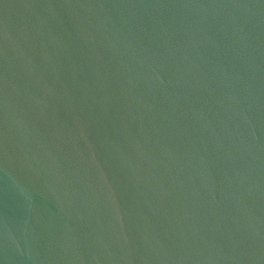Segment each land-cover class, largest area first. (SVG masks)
I'll return each mask as SVG.
<instances>
[{"label":"water","instance_id":"1","mask_svg":"<svg viewBox=\"0 0 264 264\" xmlns=\"http://www.w3.org/2000/svg\"><path fill=\"white\" fill-rule=\"evenodd\" d=\"M0 264H264V0H0Z\"/></svg>","mask_w":264,"mask_h":264}]
</instances>
